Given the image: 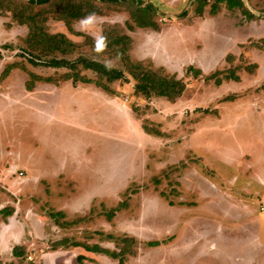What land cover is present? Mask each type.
Masks as SVG:
<instances>
[{"label": "rangeland", "instance_id": "1", "mask_svg": "<svg viewBox=\"0 0 264 264\" xmlns=\"http://www.w3.org/2000/svg\"><path fill=\"white\" fill-rule=\"evenodd\" d=\"M201 1H144L155 10L157 29L138 27L129 2H98L102 18L92 14L90 23L81 18L71 28L48 21L50 33H64L80 46L56 59L85 56L125 70L120 59L91 45L100 41L106 19L119 25L133 40L134 60L185 81L175 101L136 93L127 72L107 83L82 66L92 83L38 81L30 92V74L59 79L69 69L42 64L28 50L27 28L8 30L0 21V74L8 64L18 66L0 81V264H20L13 251L23 243L1 245L12 208L42 213L69 234L49 237L46 250L66 238L84 243L77 247L85 251L97 245L120 251L122 239L133 237L138 253L124 264H240L230 245L203 251L209 236L223 241L221 225L248 233L236 252L264 264L254 234L264 236V0H243L255 16L230 10L228 0H207L201 13ZM190 66L202 76L187 74ZM216 71L240 81H208ZM123 202L128 206L118 210ZM109 211H115L111 220ZM22 221L31 230L23 245L34 264H53L33 248L42 240L34 222ZM97 253L85 263H119ZM58 264H78L77 254L63 253Z\"/></svg>", "mask_w": 264, "mask_h": 264}, {"label": "trees", "instance_id": "2", "mask_svg": "<svg viewBox=\"0 0 264 264\" xmlns=\"http://www.w3.org/2000/svg\"><path fill=\"white\" fill-rule=\"evenodd\" d=\"M214 1L215 4L216 2L219 4V2L222 3L224 0ZM98 2L100 4L105 2L132 3L133 9L131 11V17L135 19L138 27L158 28V24L153 19L155 14V10H153L154 8L149 4L143 6L141 1L136 0H61L56 3H54V0H0L1 12H10L13 22L27 28V35L24 37V40L29 52L32 55L37 53V56H40L43 61L42 64L47 67L69 69V71L63 73L59 79H55L54 77H40L34 73L30 74V80L26 84L27 90L32 91L38 81L55 86H58L61 82L67 81H71L74 84H77L79 81L82 83H92V80L82 76L78 70V68L82 66L83 69L96 72L99 79L105 80L107 83L123 80L127 77V72L135 80V92L138 94L166 97L172 101L180 98L187 89L185 81L179 79L176 75H169L162 67L152 68L145 65L142 61L134 60L129 53L133 40L128 34L122 31L119 25L116 24H106L102 35L104 38L103 41H95L93 39L91 45L96 49H105L111 54V56L120 59L125 70L109 66L97 60L86 58L85 56H79L75 60L65 58L56 59L55 55L58 52L63 55L72 54L80 46L78 43L71 41L64 33H50L48 21H62L68 28H71L73 23L81 18H85L92 14L102 16ZM207 4H209L207 0L201 1L198 7L201 13L202 7ZM215 4L211 9L213 14H216L218 11V6ZM228 6L230 10L240 8L243 9L246 14H252L246 8L243 0H228ZM131 28L132 26H130V29ZM50 55H52V57L49 58ZM15 67L18 66L15 64L6 65L0 75V81L6 79ZM220 73V71H216L214 74L206 78L208 81L215 79L217 85H221L224 79L236 82L240 81V78L235 74L219 77ZM187 74H190L197 79L202 76V71L199 68L190 66L187 68ZM96 85L111 93V90L103 83L98 81ZM144 128L151 133V130L146 127ZM127 206L128 203L123 202L118 210L126 208ZM112 214L115 215V211H109L107 214L108 220L112 219ZM122 242L125 245L124 248H120V251H109L99 245L96 247L86 246L85 248L88 252H98L99 254L109 255L117 260L119 262L118 264H124L125 257L128 255L136 256L138 250L136 248L137 241L133 237H126L122 239ZM56 243L54 249L61 247L63 244L74 247H77V245L79 246V244L84 245V243L70 241L66 238ZM158 243L160 242L155 241L151 242L150 245H157ZM13 254L20 259V264H33L28 263L23 248H14ZM87 258V256L79 254L77 256V263L86 264L85 261Z\"/></svg>", "mask_w": 264, "mask_h": 264}, {"label": "crops", "instance_id": "3", "mask_svg": "<svg viewBox=\"0 0 264 264\" xmlns=\"http://www.w3.org/2000/svg\"><path fill=\"white\" fill-rule=\"evenodd\" d=\"M141 2L143 3V1H141ZM114 13L115 12H112L111 14H114ZM250 13H252V12L250 11ZM102 17L103 16H101L99 18H102ZM107 17H109V16H107ZM1 20L4 21V25L8 30H11L13 27H15L14 31L24 30V32H25V30H26V28L24 26H21L18 23L12 22V15L10 12L3 13L0 10V21ZM106 21L111 23V20L106 19ZM3 70H2V72H3ZM20 175L23 176V173H21ZM1 204L2 203H0V214H2L4 211L3 210L4 207L2 206L3 204L2 205ZM6 208L7 207L5 206V210H6ZM8 209H9V207H8ZM260 210L263 211L264 207L261 206ZM8 211H9L8 214H10V215H8L7 218H4L5 216H3L4 220H6V222L3 225L4 230L2 231L3 234H2V239H1V242H2L1 245L2 246L7 245L8 243L13 245V243H11L12 240H15L17 242L24 244V242L26 241V237L28 236L27 233L28 232L31 233L30 228L27 227V225H25V223L22 221V219L27 218V220H32L34 222V226L37 229V232H36L37 237L42 239V240H40V242L35 241L33 243V248H35L36 251L38 250V255L41 256L42 261L44 263L51 261L53 264L55 262H56V264H58L60 257L63 255V253L65 254L67 252L75 253V254H77V256L79 254H83L85 256L94 258L93 256L95 255V253L88 252V251H85L83 248L74 247V246H69V248H67V247L64 248L61 246V248H58V249H54V250L47 249L46 250V244L48 242L47 240L49 239V237H52V236L55 237V236L61 234L62 232H63L64 236H67L68 233L66 234V232H64L62 227L57 225L55 222L50 221V219L43 216L44 214H42V213L37 214V213L32 212L31 209H25L24 210L23 208L22 209L19 208V210L12 208ZM22 214H24V215L22 216ZM216 229L218 230L219 234L222 232L221 235H222V239L224 242L220 241V238L217 239V237L209 236L203 244L204 245L203 251H205L206 253H214V252L219 251L221 246L223 247L225 245H230V246H232L230 248V251L233 252V255L237 258V262L240 261V264H248V263L252 264V263H254V260H255L254 258L250 259L246 255L245 256L243 254L241 255L239 252H236V250H235V249H237L236 248L237 246H240V247H242V249H244V247L242 245H244V246L246 245V240H244V238L249 237L248 233H243V234L237 233L236 230H229L228 231L227 229L223 228L221 225H218ZM254 234L257 235L256 240H257L258 246L256 247V249H258L259 253H262L264 255V236L256 234V233H254ZM7 241H9V242H7ZM23 244L18 245L17 247L23 248L24 253H25L24 255L26 256V258H28V255H29V258L32 260L31 262L34 264V262L36 261V258H35V261L33 262L34 259L31 256L34 254H32L30 252V250H27V249L25 250V248H24L25 245H23ZM163 244H166V243H163ZM97 254H99V253H97ZM263 255H259L260 261H262ZM15 258L17 259V257H15ZM19 260L20 259L18 258L17 262H19ZM27 261H28V259H27ZM255 261H257V260H255ZM12 262H14V261H12ZM20 263H21V261H20Z\"/></svg>", "mask_w": 264, "mask_h": 264}, {"label": "clouds", "instance_id": "4", "mask_svg": "<svg viewBox=\"0 0 264 264\" xmlns=\"http://www.w3.org/2000/svg\"><path fill=\"white\" fill-rule=\"evenodd\" d=\"M93 18H94L93 15H89V16L86 17L84 20H82L81 23H82V24L90 23V22L93 20ZM98 39H99L100 41H103L104 38L101 36V37H99ZM97 50L99 51L100 49L97 48Z\"/></svg>", "mask_w": 264, "mask_h": 264}, {"label": "built area", "instance_id": "5", "mask_svg": "<svg viewBox=\"0 0 264 264\" xmlns=\"http://www.w3.org/2000/svg\"><path fill=\"white\" fill-rule=\"evenodd\" d=\"M137 1H143V2H144V1H146V0H137Z\"/></svg>", "mask_w": 264, "mask_h": 264}]
</instances>
